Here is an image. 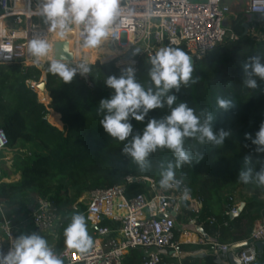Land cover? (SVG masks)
<instances>
[{"label": "trees", "instance_id": "1", "mask_svg": "<svg viewBox=\"0 0 264 264\" xmlns=\"http://www.w3.org/2000/svg\"><path fill=\"white\" fill-rule=\"evenodd\" d=\"M240 16L243 14L231 26L238 39L226 36L204 58L196 59L192 64V75L198 78L197 83L187 87L182 85L177 94V103L186 101L197 114L202 109L211 112L215 118L213 131L223 129L229 132V136L223 144L215 146L211 143L201 145L194 138L186 139L184 147L192 153L193 163L174 169L175 179H182L191 194L202 201L198 220H206L203 227L206 234L231 244L249 238L255 221L264 219V189L238 179L239 171L245 168V156L250 157L251 166L256 170L260 166L255 163L258 159L255 146L245 140L244 134L254 136L264 121V81L258 80L256 89L244 86L241 65L250 56L264 57V37L247 32L246 17ZM253 24L264 35V18ZM52 58L50 55L43 58L41 68L18 62L0 64V129H4L8 136V148L18 141L37 144L34 152L18 153L20 158L13 165L21 177L14 182L0 183V202L9 208L8 215H11L27 207L36 208L41 198L48 199L61 216L56 231V249L61 250L66 247L63 229L70 222L71 215L74 212L82 214L86 209L83 203L79 204V209H74V204L84 193L122 183L128 175L149 176L159 183L160 164L174 162V157L167 149H157L148 158L150 166L141 170L130 156L121 152L124 142L109 137L100 126L99 101L111 94L104 80L108 75H120L116 66L119 58L89 65L88 74H77L68 83L48 71V62ZM136 59L135 77L142 86L148 87L151 84L147 74L150 60L141 52L137 53ZM42 78L47 82V95L28 85V81L39 82ZM218 96L231 99L235 106L220 110L216 104ZM166 111L150 110L148 116L160 117ZM146 122L147 117L144 122L132 120L134 133L139 132ZM201 152L203 159L197 163L196 154ZM4 177L0 166V180ZM237 185L254 188L257 193L246 196L241 215L229 226H224L223 222L228 218L225 211L231 202L223 193ZM133 188L140 187L133 184ZM190 217L194 216L188 213L185 220ZM212 217L219 224H210L208 219ZM106 224L110 222L106 221ZM182 247L196 249L200 245L183 244ZM141 262L138 249L131 250L124 259V264ZM203 263L217 264L211 257L204 259ZM256 264H264V248Z\"/></svg>", "mask_w": 264, "mask_h": 264}, {"label": "built area", "instance_id": "2", "mask_svg": "<svg viewBox=\"0 0 264 264\" xmlns=\"http://www.w3.org/2000/svg\"><path fill=\"white\" fill-rule=\"evenodd\" d=\"M21 1L23 8L20 7ZM234 3L246 17L247 32L255 26L254 21L260 22L264 18V0H235ZM38 4L39 0H0V18L4 21V28H0V64L18 62L24 66L42 67L43 63H33L28 53L32 39L48 40V27L37 14ZM229 4V0H121V15L111 26L110 38L129 44L128 49L138 46V52L149 60L164 47H178L194 61L200 60L227 35L232 40L238 39L231 27L226 26ZM35 18L39 22L34 21ZM78 37L82 43V25L78 26ZM136 55L130 53L122 57L119 54L116 66L120 71L131 67L135 73ZM28 85L34 90L38 88L35 81H28ZM8 143L5 130L0 129V152L8 148ZM176 180L179 181L178 186L164 189L152 177L128 175L122 183L84 193L74 204V209H79L80 203L86 206L82 214L94 236L93 247L80 254L74 249L65 247L57 250L53 246L54 253L64 264H124L126 255L134 249L142 255L140 264H182L188 257H211L217 264H228L227 256L232 251L241 264L256 263V244L264 241V219L255 221L249 238L245 240L247 244L234 249L232 246L238 242L223 243L199 231L206 224V220H198L202 201L191 194L182 179ZM133 184L141 189H134ZM226 197L231 205L225 211L228 218L223 224L229 226L241 215L239 208L245 205V201L232 194ZM188 213L194 217L185 220ZM32 221L35 232L40 235L51 231L56 233L61 216L48 199L41 198L34 208ZM179 222L182 225L179 226ZM208 222L219 224L213 217ZM176 230H179V235H176ZM196 233L198 239L194 241L190 237ZM3 234L0 236V251L7 252L17 235L10 219L5 216ZM182 235L186 236L185 242L180 240ZM190 243L200 247L183 249V244Z\"/></svg>", "mask_w": 264, "mask_h": 264}, {"label": "clouds", "instance_id": "3", "mask_svg": "<svg viewBox=\"0 0 264 264\" xmlns=\"http://www.w3.org/2000/svg\"><path fill=\"white\" fill-rule=\"evenodd\" d=\"M121 0H39L37 14L50 31L60 37L72 32L73 26H83L82 47L97 48L108 41L111 26L121 15ZM53 44L44 38H34L28 44V53L39 61L47 58ZM11 51V49H6ZM134 50L133 54H137ZM244 86L252 89L259 87L258 80L264 81V57L250 56L241 65ZM48 71L58 75L63 82H71L77 74L85 75L90 68L84 64L75 67L66 62L61 55L53 56L48 62ZM191 57L178 47H164L150 57L148 76L151 84L144 87L135 77L134 70L122 69L120 75H108L104 85L111 90L107 98H101L97 115L102 114L100 126L109 137L124 142L121 152L130 156L133 162L144 170L150 166L149 156L157 149L172 152L173 161L160 164L159 184L164 189L179 185L175 179L174 169L184 164H192L193 157L185 147L188 138H194L201 145L211 143L221 145L229 132L223 129L213 131L214 116L207 109L197 114L186 101L177 103L181 86L197 83L193 77ZM217 107L229 110L235 106L231 99L217 97ZM166 109L160 117H149L150 110ZM147 122L139 131H133L132 120ZM245 140L255 146L258 154L259 169L251 166L249 156L244 157L245 168L238 173L240 182L252 183L264 189V121L261 122L254 136L244 134ZM203 159V153L196 154V162ZM64 244L67 249H74L80 254L89 251L94 244L87 232L85 216L74 212L70 222L63 229ZM0 264H64L54 253L48 241L39 233H21L15 238L11 249L0 251Z\"/></svg>", "mask_w": 264, "mask_h": 264}, {"label": "rangeland", "instance_id": "4", "mask_svg": "<svg viewBox=\"0 0 264 264\" xmlns=\"http://www.w3.org/2000/svg\"><path fill=\"white\" fill-rule=\"evenodd\" d=\"M195 1H197V0H195ZM234 2H235V0H229V3H230L229 4L230 12L228 13L227 19H226V26L227 27H231L233 25L234 21L239 17V15H242L243 14L241 12L240 8L237 7ZM240 17H243V16H240ZM37 20L39 22V19H37V18H35L34 21L37 22ZM40 21L44 25H46L43 22V19L42 18L40 19ZM249 31L252 34H258L260 37H264V35L262 33H260L259 30H258V28H255V26H252ZM75 32H76V29L74 27L72 29V32L69 35H67L66 37H60L56 32H54L55 35L52 37L53 49H52V51H50L49 55L50 56H54V55H56L58 53L59 56L63 55L66 59H68L67 55L68 54L71 55V53L74 52V51H75L76 56L79 55V54H81V52L84 49H83L82 46H79V44H77V43L74 42V38L73 37H74ZM228 33L229 32H227V34ZM123 44H125V49H124V52L122 51L123 52L121 54L122 57H127L128 54L133 53L134 50H138V48H139L138 46H135V47H132L131 49H128L129 44H126L125 42H123ZM120 53H121V51H120ZM117 56H119V55H117ZM114 57L116 58V56H114ZM99 62H101V61H99ZM94 63H96V61L93 62L92 64H94ZM68 64L70 66H73V67L76 66V65H78V64H84L86 66L92 65L90 63H83V62H79V63H68ZM83 76H85V75H83ZM42 80H43V78H42ZM38 97H39V99L41 101V98H40L39 95H38ZM36 149H37V144H34V143H25L23 141H18L16 145L9 147L7 151L8 152L10 150L13 151V153L15 154V160H16V162H18V160L20 158V155L18 154L19 152L25 151L27 153H30V152L36 151ZM248 193H249V195L256 194L257 193V190L254 189V188H251V187H245L243 185H237L234 188L229 189L226 192H224L223 193V196L225 198L227 196V194H232L233 196L236 197V199H242L243 200L244 199V196H246ZM179 224L182 225L181 222H179L178 225ZM87 232L91 236V233L92 232H90V230L88 229V226H87Z\"/></svg>", "mask_w": 264, "mask_h": 264}, {"label": "crops", "instance_id": "5", "mask_svg": "<svg viewBox=\"0 0 264 264\" xmlns=\"http://www.w3.org/2000/svg\"><path fill=\"white\" fill-rule=\"evenodd\" d=\"M7 150H8V148L5 149L4 151L0 152V163H1V167L3 168L4 174H5V177L2 178L1 180H2V182H14V181H17L20 179L21 174H20V172L18 173L16 171V169L14 168V165H13L14 161H15V154L13 153V151L10 150L8 152ZM246 196L247 197L250 196L249 193ZM246 196H244V198ZM238 200L242 201V199H238ZM8 211H9V208L2 204V206L0 208V236L4 235L3 234V217L4 216H5V218L10 219L11 224H12L13 229H14V232L17 236H19L21 233L35 232V227H34V224L32 221V214L34 212V208L27 207V208L23 209L21 212L11 214V215H8ZM179 225H181V224H179ZM87 226H88V229L90 230L88 224H87ZM90 232H91V230H90ZM42 236L48 241V243L51 247H53V246L56 247V245H57L56 233H54L53 231L46 232V233H43ZM91 236H92V233H91ZM190 238L194 241H197L198 234L197 233L192 234ZM185 239H186V236L182 235L180 237L181 241L185 242ZM243 241H245V240H243ZM243 241H240V242H243ZM188 245L189 246H196L197 244L190 243ZM190 249L193 250L192 248H188L185 250H190ZM206 258H204V259H206ZM186 259H183L182 264H204L203 258L188 257ZM184 260H186V262H184Z\"/></svg>", "mask_w": 264, "mask_h": 264}, {"label": "bare ground", "instance_id": "6", "mask_svg": "<svg viewBox=\"0 0 264 264\" xmlns=\"http://www.w3.org/2000/svg\"><path fill=\"white\" fill-rule=\"evenodd\" d=\"M20 7H24L23 1L20 3ZM38 22V20H37ZM76 29V32L74 34V42L79 44V46H82V43L80 42V39L78 37V26H73ZM0 28H4V21L3 18H0ZM48 32V42L52 44V37L55 35L54 31H50L49 29L47 30ZM22 34V33H20ZM74 43V44H75ZM81 52V54L77 55L75 54V51L71 53V55H67L69 62L67 63H90L92 64L93 62H98V61H105L108 58L117 56L119 54H122L125 49V44H123L122 41L116 42L109 38L108 41L104 42L101 46L97 48H91V49H85ZM121 51V53H120ZM123 51V52H122ZM29 59L33 63H43V58H41L39 61H36L34 57H32L29 54ZM42 93V95H47V91L39 89ZM50 100V98H48Z\"/></svg>", "mask_w": 264, "mask_h": 264}, {"label": "water", "instance_id": "7", "mask_svg": "<svg viewBox=\"0 0 264 264\" xmlns=\"http://www.w3.org/2000/svg\"><path fill=\"white\" fill-rule=\"evenodd\" d=\"M245 28L247 30V28H248V24L247 23H245ZM113 58L114 57L108 58L105 61H102L101 63L108 62V61L112 60ZM191 59H192V64H193L195 61H194V59L192 57H191ZM38 88L41 89V90H48L47 89V82L45 80H42L41 82L38 83ZM243 209H244V204H242V206L239 208V211L242 212ZM199 231L202 232V233L205 232L204 228H199ZM246 244H247V242L243 241V242H239V243L234 244L232 247L234 249L241 248V247L245 246ZM256 246H257V249H258V258H260L261 257V252H262V250L264 248V241L257 242ZM227 259H228V264H241V262L238 259V257L232 251L229 252V254L227 256ZM253 264H256V263H253Z\"/></svg>", "mask_w": 264, "mask_h": 264}]
</instances>
